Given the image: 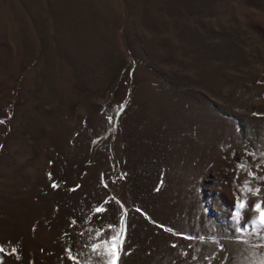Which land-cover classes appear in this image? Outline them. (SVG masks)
Here are the masks:
<instances>
[{"label":"rangeland","instance_id":"374dc122","mask_svg":"<svg viewBox=\"0 0 264 264\" xmlns=\"http://www.w3.org/2000/svg\"><path fill=\"white\" fill-rule=\"evenodd\" d=\"M95 203L117 264H264V0H0V264H98Z\"/></svg>","mask_w":264,"mask_h":264},{"label":"crops","instance_id":"0c3cea01","mask_svg":"<svg viewBox=\"0 0 264 264\" xmlns=\"http://www.w3.org/2000/svg\"><path fill=\"white\" fill-rule=\"evenodd\" d=\"M110 190L112 189L111 188L107 189L106 190L107 193L101 196L99 200H104L105 204H108V203L110 204L111 203L110 202L111 200ZM94 201H96L95 198H94ZM76 206L77 207L72 209V212H73L72 216H69V215L64 216L65 211H66L64 209L62 211V215L59 214L61 215L60 218H64L65 220H67V223H68L67 227L69 226L73 228L72 231L68 230L67 232L70 231L76 234L82 232L80 236L85 238L83 244H80L81 241L79 243L72 241L73 243L69 245L70 246L75 245L74 247L86 248L93 244H103L105 250H107L108 247L109 248L110 247L113 248L115 246L118 247V242H116L115 244L112 243V237H118L117 235L121 233L119 231H123V232L127 231L126 235L124 236V241H122L124 242L123 245H125L127 242L126 240L128 238H131L135 227L138 226V225L135 226V224L146 223L150 221L151 219L150 217H148V215L146 217H144L143 215L134 217L131 214L122 215L120 216L121 218L119 216L116 217L112 214L111 209L109 207L107 208V205L103 206L104 208L102 207L103 210L101 212H96V209H97V207H95L96 203L95 205H93L91 209L85 206H80V205H76ZM99 208H101V206ZM82 212L83 214H81ZM88 212H95V216L92 218L84 217V216H88L87 215ZM141 226H143V224ZM79 230L81 232H79ZM98 259L99 258H97V255L93 253V258L91 257L89 260L97 262ZM104 260L108 261V258L104 257Z\"/></svg>","mask_w":264,"mask_h":264},{"label":"snow or ice","instance_id":"6c2138e0","mask_svg":"<svg viewBox=\"0 0 264 264\" xmlns=\"http://www.w3.org/2000/svg\"><path fill=\"white\" fill-rule=\"evenodd\" d=\"M53 186L55 187V185H53ZM245 207H246L245 202H238L237 203L238 209H244ZM256 208L258 210V217H257L256 223H258L261 228H264V207H262L261 205H256ZM102 210H103L102 208H97L96 212H101ZM105 243H107V242H105ZM112 243L113 244L116 243V237H112ZM92 249H93L94 253L97 255V257L99 258L98 264H104V257L108 258L109 264H117V259L114 258V257H116V252L111 250V247L109 249L105 250L103 244H93ZM0 251H3V249L0 248ZM12 251L15 252L16 249H13ZM69 256H70V258L74 259V257H71L70 250H69Z\"/></svg>","mask_w":264,"mask_h":264}]
</instances>
